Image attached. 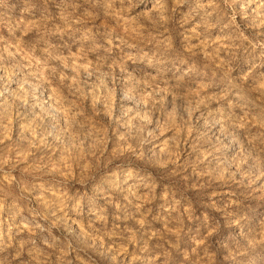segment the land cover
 I'll list each match as a JSON object with an SVG mask.
<instances>
[{
	"label": "clouds",
	"instance_id": "1",
	"mask_svg": "<svg viewBox=\"0 0 264 264\" xmlns=\"http://www.w3.org/2000/svg\"><path fill=\"white\" fill-rule=\"evenodd\" d=\"M0 264H264V0H0Z\"/></svg>",
	"mask_w": 264,
	"mask_h": 264
}]
</instances>
